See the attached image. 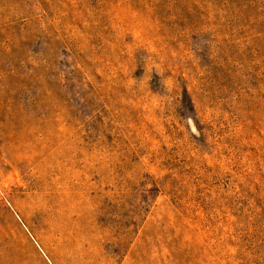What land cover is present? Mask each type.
I'll return each instance as SVG.
<instances>
[{
  "label": "rangeland",
  "instance_id": "obj_1",
  "mask_svg": "<svg viewBox=\"0 0 264 264\" xmlns=\"http://www.w3.org/2000/svg\"><path fill=\"white\" fill-rule=\"evenodd\" d=\"M0 264H264V0H0Z\"/></svg>",
  "mask_w": 264,
  "mask_h": 264
}]
</instances>
